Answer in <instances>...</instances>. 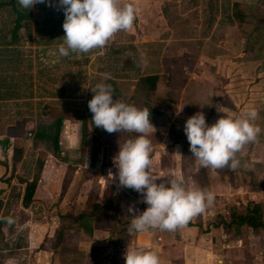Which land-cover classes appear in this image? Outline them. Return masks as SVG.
<instances>
[{"label":"rangeland","instance_id":"1","mask_svg":"<svg viewBox=\"0 0 264 264\" xmlns=\"http://www.w3.org/2000/svg\"><path fill=\"white\" fill-rule=\"evenodd\" d=\"M14 3L21 8L18 0ZM118 3L134 4L132 28L116 32L103 48L87 53L70 51L68 56L58 53V46L63 43L64 15L54 0L29 9L27 23L23 21L17 31V41L11 32L16 13L9 3L0 7V60L8 58L4 63L0 61V77L4 82L6 74L14 73L18 83L14 93L0 101V196H6L2 190L17 192L21 188L20 179L36 176L44 181L40 172L47 164L55 168L57 185L65 189L63 202L70 206L77 203L84 206L89 189L102 198L110 186L119 187L108 176L109 171L113 176L116 173L112 157L118 144L136 133H108L92 125V113L87 107L93 94L90 88L104 82L111 85L115 100L149 108L156 128L153 136L148 137L152 143L151 173L160 176L162 166H172L175 171L172 175H181L188 188L195 187L196 174L202 172L204 178L206 170H212L222 179L226 168L199 167L189 148L182 149L181 142L188 143L182 131L184 120L202 111L206 123L211 124L218 116H236L245 107L254 106L258 112L255 123L261 132L255 142L246 144L237 153L240 167L227 179L231 181L224 180V188H219L224 213L215 209L204 221L218 224L220 217L228 219L233 208L251 198L264 208V190L253 194L248 182L252 178L264 186V0H118ZM236 12L241 18L232 15ZM12 48L20 50L22 59L10 62L9 57L3 58L9 54L3 50ZM147 75H157L155 89L150 93L141 81ZM5 84L2 90H6ZM56 117L62 118L61 149L54 156L50 141L34 139V132L44 128L51 133ZM14 148L21 149L15 164ZM233 186L243 187L244 191L237 188L236 193L228 192L227 188ZM124 190L130 191V195L136 192ZM46 198L48 208L52 199ZM11 202L15 204L14 196ZM52 210H43L42 216L47 218ZM126 215L125 209L124 217L131 221ZM4 216L14 222L8 224ZM199 216L193 219L202 227ZM25 219L18 206L2 210L0 264H38L37 252L52 247L60 264H68L71 256L80 257L78 264H117L118 256L124 253L119 248L127 245L109 247L113 222L109 214H100L94 222L97 250L93 258L75 249L78 236H82L78 231L67 232L57 244L54 236L38 232L36 224L20 230L19 221ZM244 230V236L249 237L237 247L240 251L235 255L239 258L233 255L230 259L240 264H264V230L258 234Z\"/></svg>","mask_w":264,"mask_h":264},{"label":"clouds","instance_id":"2","mask_svg":"<svg viewBox=\"0 0 264 264\" xmlns=\"http://www.w3.org/2000/svg\"><path fill=\"white\" fill-rule=\"evenodd\" d=\"M53 0H18L25 10L38 3H52ZM64 15L62 22L63 43L58 46L60 56L69 52L87 53L103 48L113 35L121 30H129L135 19L133 3L119 6L118 0H54ZM107 78V75H106ZM87 107L92 113V125L108 133H136L118 144L112 157L116 173L109 171V179L121 188H129L141 196L146 207L140 211L129 204L126 212L131 217L128 232L143 233L149 229L173 231L186 225L193 217L203 213L212 205L215 193L201 188H188L179 174L170 178L151 173L152 143L148 138L156 131L147 107H137L113 98L110 84L96 83L92 88ZM182 106L176 110L179 115ZM258 117L254 106L245 107L239 115L223 114L209 124L202 111L188 116L182 131L188 141L192 156L199 167L212 169L240 167L237 153L248 143L255 142L261 127L255 123ZM159 181V182H157ZM8 224L14 221L5 218ZM124 264H161L155 250L135 247L126 248ZM216 264H223L217 259Z\"/></svg>","mask_w":264,"mask_h":264},{"label":"crops","instance_id":"3","mask_svg":"<svg viewBox=\"0 0 264 264\" xmlns=\"http://www.w3.org/2000/svg\"><path fill=\"white\" fill-rule=\"evenodd\" d=\"M4 144L6 145V147L9 146V143L7 144L5 142ZM52 163L53 162H51V165ZM162 167L164 169L163 172L160 173V176L162 175L164 177V174H167L171 177L172 173H175L172 166L164 165ZM206 172L207 174L204 178V174L202 172H200V175H195L196 185L194 188H201L213 191L215 193V199L212 205L208 206L205 211L201 213V216H199L202 217V221H200L202 223V227H200L192 218L186 225L179 227L173 231L149 229L148 231L143 233H136L134 239H132L130 243H128L125 247L119 249L124 252L126 248L129 247H135L145 250H155L159 255L161 264H216L217 259H222L223 264H240L237 263V261L235 260H231L230 258L235 255L237 251H240V249H238L237 247L242 245V242H244L249 236H244L245 232H243L241 236H235V234H233L234 231L232 228L225 229L222 224H206V222L204 221L206 215L208 213H212V211H214L215 209H218L216 210L217 213H224V207L222 205L223 203L219 198L221 193L218 194L219 188L223 189L224 187L222 182H224V180L231 181L227 179L229 178V176L232 175L226 174L223 175L224 179H220V176L216 175L215 171L206 170ZM40 173L41 177L44 178L43 182H45L43 186L47 188L46 190L50 193L49 199H52L50 202L52 203L56 200L59 191L55 168L52 169V167L47 164L46 166H44ZM215 175L218 177V179H216ZM115 187L116 189H119L118 186ZM233 187H228L227 191L231 192L233 190V193H236V191L240 189L244 191L243 187ZM21 190L22 185L21 188H18L17 192H12L10 189H7L6 192L5 190L1 191L2 195L4 196L6 194V196L4 198L0 196V199L2 200V204L0 206V215L3 209L7 210L10 208L11 210L14 207L18 206V211L20 212V214L26 217L23 222L19 221L20 230H22L25 226L36 224V227H38L39 229L38 232H40L43 236H54L55 230L60 226V223L63 221L62 218L59 216H62L70 208V205L67 204L66 201H62V203L59 204L57 208H52L53 210L50 212L49 216L45 218L42 215L44 212L43 210L47 208V202L45 204L46 206L43 205L44 207L40 202H35L30 209H24L20 205ZM253 192V194H255V191ZM12 196H14V202L16 205L12 204L13 201L11 202ZM130 196L132 199L129 198L130 200L128 201V204H134L135 207L140 211H142L146 207V205L141 202L140 194L135 192L132 193ZM251 200H253V198H251ZM254 201L258 202V200ZM137 203L138 205H140V207L138 206L139 208L137 207ZM128 204L125 205V209ZM76 207L77 209H83V204L80 205L79 203H77ZM4 218L6 217L4 216ZM224 219L226 220L227 218L224 217ZM95 226L92 231V234L89 235L84 233L83 231L78 230L75 224H69V222H66V224L63 226V235L67 232L73 231H78L79 233H81L82 236H78L75 249L84 254V256H90L89 258H93L92 255L97 250L95 246L96 242L94 239V235L96 232ZM63 239L64 237L62 238V240ZM111 246L112 245L110 244L109 247ZM233 247L237 248L238 250H235ZM107 248L108 246H106V249ZM21 249L22 248L19 249V252H21ZM80 252H78V255L80 254ZM74 257L75 256H71V258L68 259L67 263L78 264L77 261L80 259V257ZM118 257L119 259L118 261H116V263L124 264L123 254L120 253ZM237 257L235 255V258ZM38 261V264H60L57 252L54 247L50 249H45L43 251H38L37 262ZM90 262L91 261H89V263ZM92 262L94 263V261ZM84 264H86V262Z\"/></svg>","mask_w":264,"mask_h":264},{"label":"trees","instance_id":"4","mask_svg":"<svg viewBox=\"0 0 264 264\" xmlns=\"http://www.w3.org/2000/svg\"><path fill=\"white\" fill-rule=\"evenodd\" d=\"M9 3L12 5L13 11L16 13V17L14 20V25L11 30L12 37L14 41H17V31L21 28V23L26 21L29 16V10H25L23 8H17L15 6L14 0L8 1H0V7ZM45 3H43V6ZM232 15H236L237 17L241 18V14L236 12ZM9 51V54H4L3 58L9 57L11 60H18L22 59V54L19 49L12 48L11 50H3V53ZM5 58L0 61L4 63ZM8 60V58H7ZM5 60V61H7ZM12 61V62H14ZM6 78L1 80L0 77V101L10 97L14 90L17 89L18 83L14 73L6 74ZM24 80V79H23ZM157 80V75H147L141 77V81L143 82V87L150 93L152 90L155 89V83ZM6 82V90H2L3 83ZM26 83V81H23ZM31 95V94H30ZM62 125V118L56 117L54 123L52 125V132L48 133L44 128L39 129L38 131L34 132V139L37 140H49L51 145V152L52 155L57 156L59 154L60 146H59V135L60 129ZM175 143L178 141H174ZM182 149H188L187 142H181ZM13 163L19 161L21 149L14 148L13 149ZM233 170L226 168L225 173L232 175ZM251 176V175H250ZM250 188L252 191H263L264 186L258 184L254 179H250L249 181ZM19 183L22 185V190L20 194V205L24 209H30L35 202H40L42 206H46V197H50V193L46 190L43 185L45 182L40 181V179L36 176L31 178H24L20 179ZM129 189V188H128ZM43 192V193H42ZM134 192V190L132 191ZM131 192V193H132ZM41 193V195H40ZM86 198L84 202L83 209H77L75 205L70 206V208L60 216L63 222H69V224H75L78 230L83 231L86 234L91 235L92 231L95 226V220L99 217L100 214H109L112 218V228L111 233L112 236L110 237V243L112 246H116L118 244L126 245L130 243L132 239H134L136 233H129L128 226L130 223L129 219L124 217V209L126 202L129 198L130 191L124 189H116L114 186H110L107 192L105 193L102 198H98L94 195V191L92 189L87 190ZM65 194V189L61 185L56 197V200L51 203V206L44 209V211H50L52 206H58L62 203L63 197ZM49 200V198H48ZM2 204V200L0 199V206ZM43 206V207H44ZM47 207V206H46ZM218 224H222L225 228H232L234 231L235 236H241L244 229H248L254 234H258L260 230H264V208L261 203L254 202L252 200L247 201L246 203L240 204L232 209L230 212L229 218L224 219L220 217V222ZM56 243H60L63 238V226H60L55 230L54 233ZM123 242V243H122Z\"/></svg>","mask_w":264,"mask_h":264},{"label":"built area","instance_id":"5","mask_svg":"<svg viewBox=\"0 0 264 264\" xmlns=\"http://www.w3.org/2000/svg\"><path fill=\"white\" fill-rule=\"evenodd\" d=\"M108 173V172H107ZM109 174V173H108Z\"/></svg>","mask_w":264,"mask_h":264}]
</instances>
